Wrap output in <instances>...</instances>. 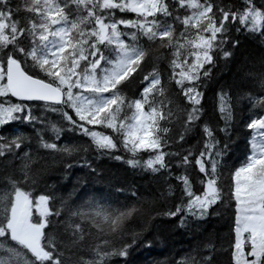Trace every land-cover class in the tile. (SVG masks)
<instances>
[{
	"label": "snow or ice",
	"instance_id": "6c2138e0",
	"mask_svg": "<svg viewBox=\"0 0 264 264\" xmlns=\"http://www.w3.org/2000/svg\"><path fill=\"white\" fill-rule=\"evenodd\" d=\"M0 264H264V0H0Z\"/></svg>",
	"mask_w": 264,
	"mask_h": 264
},
{
	"label": "trees",
	"instance_id": "16d2710c",
	"mask_svg": "<svg viewBox=\"0 0 264 264\" xmlns=\"http://www.w3.org/2000/svg\"><path fill=\"white\" fill-rule=\"evenodd\" d=\"M175 240L177 242V246L186 245L188 243L187 238L181 236L175 237Z\"/></svg>",
	"mask_w": 264,
	"mask_h": 264
}]
</instances>
